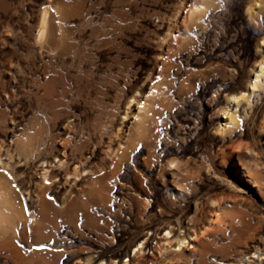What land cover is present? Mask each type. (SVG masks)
<instances>
[{"label":"rangeland","instance_id":"rangeland-1","mask_svg":"<svg viewBox=\"0 0 264 264\" xmlns=\"http://www.w3.org/2000/svg\"><path fill=\"white\" fill-rule=\"evenodd\" d=\"M0 215V264H264V0H0Z\"/></svg>","mask_w":264,"mask_h":264},{"label":"bare ground","instance_id":"bare-ground-1","mask_svg":"<svg viewBox=\"0 0 264 264\" xmlns=\"http://www.w3.org/2000/svg\"><path fill=\"white\" fill-rule=\"evenodd\" d=\"M48 12L45 11L43 13L42 20H41L42 28H41V31L39 34V39L41 41L48 39L47 36L49 35V30H50L49 17L50 16H48ZM249 13H250V15H252V10H250ZM224 114H227V113L225 112ZM226 116L228 117V115H226ZM75 172H77L76 169H75ZM39 208H40V210H39V217H38L39 220L38 221H39V223H42L44 225L50 220L51 215L55 218H58L60 216V211L58 209L54 208V206H52L50 203L46 202V200H44V198H43L42 202L40 203ZM5 220H6V218L4 216L0 215V223H2ZM170 233H171V231H170ZM179 242H180V246L184 244V241H182V240H180ZM142 251L143 250L140 249V250H138V253L140 254Z\"/></svg>","mask_w":264,"mask_h":264}]
</instances>
